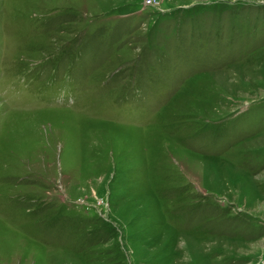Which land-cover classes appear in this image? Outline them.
Returning a JSON list of instances; mask_svg holds the SVG:
<instances>
[{"label": "rangeland", "instance_id": "1", "mask_svg": "<svg viewBox=\"0 0 264 264\" xmlns=\"http://www.w3.org/2000/svg\"><path fill=\"white\" fill-rule=\"evenodd\" d=\"M0 264H264V0H0Z\"/></svg>", "mask_w": 264, "mask_h": 264}]
</instances>
